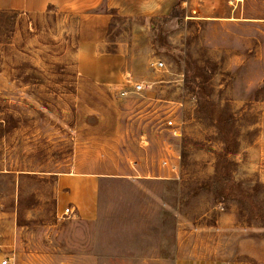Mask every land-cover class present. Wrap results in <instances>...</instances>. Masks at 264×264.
Wrapping results in <instances>:
<instances>
[{
  "label": "rangeland",
  "instance_id": "obj_1",
  "mask_svg": "<svg viewBox=\"0 0 264 264\" xmlns=\"http://www.w3.org/2000/svg\"><path fill=\"white\" fill-rule=\"evenodd\" d=\"M228 1L115 15L116 82L76 10L0 9V264H264V0Z\"/></svg>",
  "mask_w": 264,
  "mask_h": 264
},
{
  "label": "crops",
  "instance_id": "obj_2",
  "mask_svg": "<svg viewBox=\"0 0 264 264\" xmlns=\"http://www.w3.org/2000/svg\"><path fill=\"white\" fill-rule=\"evenodd\" d=\"M184 3L180 0H0V9L33 14L43 12L49 6L76 10L79 70L93 79H97L92 77L95 72L100 75L101 80L116 82L119 74H126L130 69L128 59L119 53L97 54L98 49L106 43L113 17H163L168 16L177 5ZM102 178L104 177L97 176L87 179L90 186L86 191L92 193L93 183ZM82 214L87 220L93 218V211L88 206H83Z\"/></svg>",
  "mask_w": 264,
  "mask_h": 264
},
{
  "label": "built area",
  "instance_id": "obj_3",
  "mask_svg": "<svg viewBox=\"0 0 264 264\" xmlns=\"http://www.w3.org/2000/svg\"><path fill=\"white\" fill-rule=\"evenodd\" d=\"M243 3V0H230L228 2V4L232 7H236L238 4H241ZM155 68L157 69H161L162 67H164V64L163 62L161 61H158L156 63H154L153 65ZM152 87L151 84L147 83V82H137L135 83L133 86H132V89L135 93H140L146 89H150ZM168 125L170 126H174L172 125V121H168L167 122ZM175 127V126H174ZM174 132L177 133L178 130L176 128H174ZM64 214L66 215H74L75 214V208L73 206H70V207H67L65 210H64ZM4 264H6V261H4Z\"/></svg>",
  "mask_w": 264,
  "mask_h": 264
},
{
  "label": "trees",
  "instance_id": "obj_4",
  "mask_svg": "<svg viewBox=\"0 0 264 264\" xmlns=\"http://www.w3.org/2000/svg\"><path fill=\"white\" fill-rule=\"evenodd\" d=\"M181 2H183L184 0H180Z\"/></svg>",
  "mask_w": 264,
  "mask_h": 264
}]
</instances>
